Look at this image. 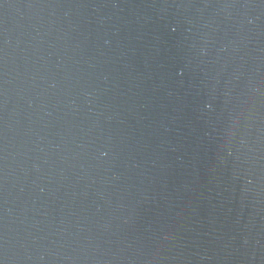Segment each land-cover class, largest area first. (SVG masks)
I'll list each match as a JSON object with an SVG mask.
<instances>
[{
  "label": "water",
  "instance_id": "95a60500",
  "mask_svg": "<svg viewBox=\"0 0 264 264\" xmlns=\"http://www.w3.org/2000/svg\"><path fill=\"white\" fill-rule=\"evenodd\" d=\"M0 264H264V0H0Z\"/></svg>",
  "mask_w": 264,
  "mask_h": 264
}]
</instances>
